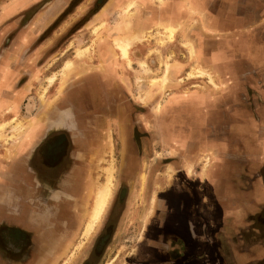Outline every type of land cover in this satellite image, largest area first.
I'll list each match as a JSON object with an SVG mask.
<instances>
[{"label": "crops", "instance_id": "crops-1", "mask_svg": "<svg viewBox=\"0 0 264 264\" xmlns=\"http://www.w3.org/2000/svg\"><path fill=\"white\" fill-rule=\"evenodd\" d=\"M68 1L0 0V97L9 99L12 91L19 90L25 92L24 101L30 94V87L34 84L33 75H38L35 65L38 63L37 54H43L42 48L48 46L47 40L40 39L41 33L49 29ZM121 1L112 0L109 3L120 5L126 0ZM161 9H165L166 14H162ZM149 11L144 22L146 24L148 20L151 27H156L154 24L159 17H163L161 22L167 21L175 29L181 23L175 40L155 49V53L150 56L151 63L162 64L161 67L166 60L178 63L179 66L174 65L171 74V80L176 82L180 75L187 72L188 67L197 62L215 75L214 85L217 88L212 89L206 82L204 85L199 84L201 89L195 93L189 90L192 94L189 96L183 95L185 83L181 85L177 82L168 87V95L172 96L168 99V107L182 104L187 101V96L192 99L193 105L185 106H190L189 110L198 113L193 114L194 120L191 117L188 125L190 135H187L190 139L184 143V150L187 149L190 155L187 163H191V168L188 174L184 172V184L178 178L174 180L172 204H160L162 212L156 221L159 233L146 239L149 232H145L138 259L141 264H230L232 256L225 252L222 241L227 226L238 224L244 237L253 228L252 223L255 227L258 222L256 229L264 231V174L258 171L264 161V131H260L264 129V0H167L162 8L154 5ZM135 26L140 25L137 22ZM187 38L193 41L198 60L189 59L187 49L181 45V41ZM16 48H19L18 52H15ZM32 48L35 50L31 51ZM170 54L172 57L168 59ZM205 80L207 78H199L201 82ZM255 82L257 85H254ZM238 88L258 91L259 109H254L261 115L254 116L253 108L245 106L250 103L248 100V103L233 105L237 97L241 96ZM227 104H231V107ZM212 110L221 114V118L219 115L214 123L210 121L211 114H207L212 113ZM227 111L231 115L225 121L223 113ZM6 117L9 118L10 114H6ZM224 126L230 138L226 143L228 150L223 147L224 138L221 137ZM254 126L258 130H254ZM50 131L40 129L29 141L30 144L15 151L13 156L6 157L1 146L0 224L18 225L27 231L33 228L31 225L35 222L25 214L31 211L29 193L39 189L33 185L30 160L37 145ZM253 135L256 141L251 142L249 139ZM247 143L251 145L248 149L245 146ZM258 144L263 146L260 153L256 151ZM234 145L239 147H232ZM174 150L176 153V148ZM198 153L208 157L207 160L205 156L201 157L203 165L208 164L206 167L195 168L193 162ZM175 163L178 172L181 169L178 168L180 162L177 160ZM74 176L79 194L85 178L82 172ZM37 177L39 181L41 178L39 175ZM62 178L59 176L53 182L57 185L62 182ZM172 185L173 181L169 187ZM29 186L33 187L32 190H28ZM86 194H81L79 203H84ZM15 197L23 205L20 203L22 208L12 211L10 202ZM166 207L167 215L163 214ZM251 207L255 211L250 212L248 209ZM78 208H82L80 204ZM260 245L264 246V243ZM245 247L249 248L247 245ZM260 264H264V258L260 259Z\"/></svg>", "mask_w": 264, "mask_h": 264}, {"label": "rangeland", "instance_id": "rangeland-1", "mask_svg": "<svg viewBox=\"0 0 264 264\" xmlns=\"http://www.w3.org/2000/svg\"><path fill=\"white\" fill-rule=\"evenodd\" d=\"M61 1L65 2L66 0H60L59 3H61ZM102 1L103 0H69L62 12L49 26V29L46 32L41 33L40 39L47 40L48 46L47 48H42V51L44 50L43 54H37L38 63H35V65L37 66L38 75H36V73L33 75L34 84L30 87V94L25 97L24 101L23 97L25 92L23 91V93L19 90L12 91V96L9 99H3L0 97V124H4V126L0 128V148L1 146L3 147V154H5L6 157H8V155L13 156L15 151L18 152L28 145V141L35 137L40 129H43L44 125H46L45 123L55 125V122H58V124L62 125V123L64 124L66 121V116H72L68 117V119H73L75 123V127L71 126L70 129L77 130L78 123V126L81 127L82 130L84 129L90 133L93 132L96 137L101 134L102 128L100 126H96L95 124L91 125V123L86 124L85 122L86 118H92V116L98 117L101 115L95 105V103L99 102L93 100V98L88 95L86 91L83 92L84 89L82 90L79 85L84 78H88L93 79L98 88L99 83H103L105 80L102 74L95 77L85 76L82 74L80 76V73H83L84 71L93 73L98 71L103 74L110 73L108 78H106V83L108 84V86L106 85L107 87H110L111 89H128L130 94L128 95L127 100L124 98L126 102L130 101L134 104H148V106H151L152 108L156 104L154 109L158 112L153 110V112L148 113V116L147 112L142 111L127 112V123L130 126L128 127L129 137H131L133 135V131L136 130L137 134L140 133L143 137H145V139H143L144 145H142L145 148L143 151H148L149 153L154 150V154L155 151H159L161 152L160 154L162 157H167L168 151H173V149L176 148V159L180 162L179 165L181 169H188L186 170L188 174V171L191 168V163H187L190 155L187 149L184 150V143H188V140L190 139L187 136L190 135L188 131L189 122L192 118V120L195 119L192 117L193 114L198 113H194L189 110L190 106H185L193 105L192 99L187 96V101L182 102V104H176L177 106L172 105L171 107H168V99L172 97L170 94L168 95L170 92L168 87L170 85H175L174 83L177 82L181 83V85L185 83L183 86V95L190 96L189 90H191L192 93L196 92L198 89H201L200 85H204L206 82L212 86V89H216L217 86L212 84L205 74L190 77L194 75L192 73H196L195 66L200 65L199 63L197 64V62H195L191 67H188L184 82H182L183 78L180 77L176 80V82H173L171 80V74H173L172 70L174 65L179 66L178 63H171L166 60L162 71V64L158 65L148 62L147 65L146 60L143 58V60L138 59L143 57V55L149 59V55L155 53V49L157 50L160 45H164L166 41L173 42L175 39L176 32L181 26L180 22L176 29L173 27L175 33L171 39H169L165 31L166 26L171 25L170 23H167V21L161 22L160 19L163 17H159V19L155 22V28L148 25V20L146 21V24L144 22L146 14L150 13L149 9L154 7V5L158 6V8H162L167 0H134L135 5L130 7L127 20H123L126 19L125 15L123 16V10L126 9L125 5L131 0H126L123 3H120V5L110 4L109 2L112 0H107L102 5L100 10L95 15H92L97 9V3L101 4ZM85 7L87 8L84 11ZM161 11L162 14H166L164 13L166 11L165 9H161ZM147 17H150V15ZM127 22H130L131 25L128 26ZM137 22L140 25L138 27L135 26V23ZM95 28H97V31L94 32L93 30ZM160 30L161 32H159ZM130 34L132 35L128 36ZM116 39L125 41L128 44L127 50L130 55L129 62L121 57L120 51L115 44ZM185 42H192V44H189L194 46L193 41L188 40L187 38L186 40L181 41V45L187 49L189 59L198 60L199 55L196 48H193L194 53L191 54L188 46L184 44ZM33 50L35 49L32 48L31 51ZM78 50L82 51L79 55L77 54ZM16 51L18 52L19 48H16L15 52ZM134 55L138 58L136 59ZM171 57L172 54L169 55L168 59ZM68 60L70 61L69 67L67 69H62L64 63ZM245 70L246 68L244 71ZM190 71H192V73H189ZM113 74L114 76H112ZM211 75L214 83L216 84L214 79L215 75ZM48 77L49 80H47ZM110 77L117 79H110ZM199 78H207V81L205 80L201 82L199 81ZM114 80L117 81L116 87H113ZM254 85H257L256 82ZM93 86L94 85H91V88ZM255 88H259V86H255ZM238 89L241 96L237 97V101L233 102V105L238 106L240 103L250 102L245 106L248 105V108L249 106L253 108L252 114L254 116L258 117V114L261 115V113H258V111L254 109H259L258 99H260V95H257L258 91L252 88L251 91H247L244 88ZM95 94L96 97H98V94ZM79 95H81V97ZM96 97L94 99H96ZM78 98H81L83 101V106H81V109L79 110L81 115H79V111L75 108L76 104V107H78ZM115 98L116 101H114ZM117 98L118 102H120V96H116L114 99L112 98L110 102L112 101V103H117ZM22 101L21 115H19V109ZM92 103H94L93 106H95V108L91 106ZM101 103L108 104L109 101L107 100L105 102V100H102ZM226 106L231 107V104H227ZM6 114H10V117L5 118ZM207 114L209 116L211 114L210 121L213 123L218 120L217 118L219 115L221 118V114H217L214 110H212V113L209 112ZM230 115V111L223 113L225 121L230 119ZM105 119H110V123L113 124L116 120V115L114 112L108 113ZM142 120H145V122L147 120L150 122L154 121L153 127L147 126L146 124L143 125ZM254 127V130H258L256 126ZM225 128V126L223 129L220 128L219 132H221L222 129L223 135L221 137L224 138L223 147L228 150L226 143L230 138L227 136ZM232 129H229V131L232 132ZM111 130L114 142L112 143L111 140L110 129H107V131L103 133L104 142L102 141L104 146L107 148L103 152L100 163H96L95 165L96 173L94 172V176H92V174L90 176V171L86 172L84 176L85 180L82 181L80 185L79 194L77 192V183L72 186V180L65 184L62 181V184H59L60 191L67 192L69 195L75 196L73 199H71V196H68L70 200H67V198L64 197L60 200L54 196H51V198L47 196L48 194H46L45 190H39L36 192L32 191L29 193L28 200H31V211H28L25 216L35 222L31 225L33 228L29 230L28 235L32 238V236L35 237V233H38V240L36 239L38 252L35 253L34 251L30 260L26 264H57L62 255L59 257L49 255L50 249L52 250L51 254L56 252L59 254L60 251H62L61 253L64 255L67 253L68 255L64 257L62 264H69L77 256L79 251L81 253L83 248H87L88 246L90 247L92 239L97 235L102 227V222L100 223V221L107 211L111 199L113 198L116 188L115 185H118V179L120 177L121 144L120 141H118L119 139L117 138L115 127L112 126ZM207 130L211 129L208 128ZM214 130L216 131V129ZM260 131L263 132L264 129ZM68 133L71 136L74 134L71 130H69ZM108 134L109 139L107 137ZM249 140L251 142H253V140L256 141L255 135H253V138ZM245 146L247 149L251 147L248 143ZM258 146L259 147L256 148V151L260 153L259 150L260 148H263V146L260 144H258ZM232 147L235 148L239 146L234 145ZM131 149L133 152L137 151L134 143H132ZM159 156H156L155 154L154 159L159 160ZM202 156H205L206 160L208 159L206 155L198 153L196 155L197 158H195L193 162L195 168L197 169H200L201 166L206 167L208 165L206 163L203 165V162H201ZM90 159L91 157L89 160ZM90 163H92V159L90 160ZM109 165L112 167L110 173L111 189L109 190L105 206L99 214L97 221L92 223L90 232L89 230L87 232L85 228L88 225L89 218L86 217L85 210L90 207V203L92 202V190L95 189L98 184H104L107 180L106 178L108 177V173L104 172V169ZM163 166L165 165H161L159 167L161 168V171ZM184 166L186 167L184 168ZM168 171L170 172V176V174H172V169L169 167ZM258 171L264 174V161L260 164V170ZM77 173L81 172L79 171ZM50 176L51 174L48 175V177ZM143 177L144 175L142 174L141 178ZM71 186L72 188H70ZM131 186V190L134 193V204L132 206L133 217H131L130 221H126V219H124L122 223L118 221L116 224L112 234V243L109 245V248L106 249V254H104L105 258L103 260L106 262L111 258V256H113V254L116 253L118 258L116 257V260L113 261V263L112 260H109L106 264H125V262H127V264H135V262L138 261L135 258L136 256L131 254L129 251H132V247L139 246L138 244H141L143 240L144 233L142 231L147 225L145 220V215L147 214L146 206L142 209V213L137 219L139 207L136 202L138 201V205L139 203L145 205L144 195L146 196L147 194L141 193L140 190H138L139 193L137 192L136 182H132ZM27 188L28 190H32L33 187L29 186ZM84 193H87V197H85L84 203H79V200H82L79 197H81V194ZM165 193H168V191L166 190ZM33 194H36L35 199ZM153 199L155 200V196ZM256 200H258V198ZM20 203L23 205V202H19L17 197L12 199L10 202L11 210L16 211L21 209L22 207ZM58 204H61V207H58ZM79 204L82 208H78ZM167 204L168 203L166 201V205ZM167 209L168 207H166L163 214L167 215ZM248 210L250 212L255 211L254 207H251ZM40 215L45 216L46 220H39L38 217H40ZM82 216L84 217L82 218ZM74 217L77 219L76 222L73 220ZM227 220L232 222L230 218ZM85 222L87 223L86 225ZM234 224L235 223H231V226H227L225 228L226 230L222 239L224 242L223 247L226 248L225 252L232 256L230 264H260V259L264 258V246L260 245L261 243H264V231L256 229L258 222L255 224V227L254 223H252L251 225L253 228H250L251 230L248 231V234L244 237L241 232L242 229L239 225ZM153 228L150 231L151 233H159V231H157L158 229L153 230ZM47 236H49V238H47ZM51 236H53V244L46 245L47 240L51 239ZM63 237L65 240L67 239V243H63L62 250V248L58 246L59 244H57V242L59 241L61 243L62 241L60 239ZM246 245L249 246V248H246ZM70 248L71 250H69ZM139 248V251L141 252L143 246L140 245ZM50 259L53 261H51L52 263L50 262Z\"/></svg>", "mask_w": 264, "mask_h": 264}, {"label": "flooded vegetation", "instance_id": "flooded-vegetation-1", "mask_svg": "<svg viewBox=\"0 0 264 264\" xmlns=\"http://www.w3.org/2000/svg\"><path fill=\"white\" fill-rule=\"evenodd\" d=\"M106 1L107 0H103L101 4L97 3L98 4L97 9L93 12L92 15H95ZM86 8L87 7L84 8V11L86 10ZM159 32H161V30ZM167 43L168 42L166 41L164 45H160V47H165ZM142 58L146 60L147 65L148 62L151 63L150 57L148 59L145 55H143L141 59ZM163 66L161 67L162 71H163ZM81 74L85 76L87 75L93 77L100 74L104 76L105 80L103 81V83H99L98 88H97V84L93 79L84 78L83 81L79 84L81 86V89L82 90L84 89L83 92L86 91L87 94L93 98V100L99 102V103H95V105L96 108H98L97 110L101 114L98 117L92 116V118H86L85 122L86 124L91 123V125L95 124L96 126H100L102 128V132L100 130L101 134H99L96 137L93 132L90 133L89 131H85L84 129L82 130V128L78 126V123H77L78 128L76 127L77 130L70 129L71 126L75 127V123L73 119H68V117H72V116H66L67 117L66 121L64 124L62 123V125L58 124V122H55V125L45 123L46 125H44L43 129L48 131L51 130V131L37 145V147L34 150L35 153L31 157L30 164L31 167H33L32 180L34 187L39 190L40 189L45 190L46 194H48L47 195L48 197L54 196L59 199L60 196L61 198L64 197L67 198V200H70L68 196L71 195H69L67 192L62 193V191H60L59 189L60 188L59 184L61 185L62 182H59V184L56 185V183L53 182L55 181L54 179L58 178L59 176H62L63 177L62 181L64 184L72 180L73 181L72 186H73L75 185L74 174L76 175L77 172L79 171L82 172L83 178H85L84 176L87 171H90V176L91 174L92 176H94V172L96 170L95 165L96 163H100L103 152L107 148L103 144L104 142L103 133H105L107 129H110L111 140L113 143L114 138L112 135L111 127L112 126L115 127L117 138L119 139L118 141H120L121 144V154H120L121 167L119 172L120 177L118 179L119 181L118 185L117 186L115 185L116 188L113 194V198L111 199L107 211L105 212V214L103 215L100 221V223L102 222V227L97 233V235L92 239L90 247L88 246L87 248H83V251L81 253L79 251L77 256L69 264H106V262L109 260H112L113 263V261L116 260V257L118 258L117 253L113 254V256H111V258L106 262H104L103 260L105 258L104 254H106V249L109 248V245L112 243L111 242L113 240L112 234L118 221H120L121 223L124 221V219H126V221L128 220L130 221L131 217H133L132 206L134 204L133 201L134 193L131 190L132 182H136L138 193H139L138 190H140L141 193L147 194L146 196L144 195L145 205L140 203L138 205V201L136 202L137 206L139 207V212L137 213V219L142 213V209L146 206L147 214L145 215V220L147 225L146 227H144L142 232L145 235V232L148 231L149 234L148 237H146V239H150L154 234L158 235V233H151L150 231L154 226L155 227L153 228V230L158 229L156 221L158 220L159 215L162 212V210L160 209V204L163 202L166 203V201L168 203L167 205L172 204L173 196H174V187H175L174 180H177L178 178V181H181L184 184L186 181L184 172H186V170L188 169H180L181 168L180 165L179 166L177 165L178 168L180 169L177 172L176 170L177 167H175L176 164L175 162L177 161V159L174 149L173 151H168L167 157L164 156L162 157L160 154L161 152L155 151L156 156L159 155L160 156H159V160L154 159V155H155L154 150L149 153L148 151L146 152L143 151V149H145L142 146L144 145L143 139H145L143 135H141L140 133L137 134V131L135 130L132 133L133 135L129 137L128 127L130 126L127 123V112L142 111V112H147V116H148L149 115L148 113L153 112V110L155 111L154 108L156 104L152 108L151 106H148V104L144 105L140 103L134 104L131 103L130 101L126 102L124 98L127 100L128 95L130 94L127 88L111 89L110 87H107L108 84L106 83V78H108V75H110V73L103 74L98 71H96L95 73L84 71L83 73H80V76ZM185 75L186 73L180 75L179 77L183 78L184 80V78L186 79ZM111 78L112 77H110V79ZM112 79H117V78H112ZM116 82L117 81L114 80L113 87H116ZM91 85L94 86L91 88ZM190 92L192 93V91ZM95 93L98 94V97H96ZM191 93L190 95H192ZM79 96L81 97V95ZM116 96L121 97V100L119 99L120 102H118V98H117V103H112V101L110 102V100L112 98L114 99V97ZM95 97L96 99H94ZM102 100H105V102L108 100L109 103L108 104L101 103ZM114 101H116V98L114 99ZM77 103H78V107H76L77 106L76 104L75 108L77 111H79L81 109V106H83L82 99L78 98ZM93 105L94 103H92L91 106ZM93 107L95 108V106ZM111 112H114L116 115V120L113 122V124L110 123L111 121L110 119H105L108 113ZM79 115H81L80 111H79ZM142 121H143L142 122L143 125L146 124L147 126L150 127H153L154 125V121L151 122L148 120L146 122L145 120ZM69 130L73 131L74 133L73 136H71L68 133ZM56 132H58L57 136L55 135ZM75 133L78 135H76ZM107 137L109 139V134L107 135ZM29 141L27 144H30ZM132 143H134L136 146L137 149L136 152H133L131 149ZM90 157L92 159V163H90L91 160V159L89 160ZM161 165H165L163 166L162 171L161 168H159ZM169 167L172 169V174H170V176H169L170 172L168 171ZM185 167L186 166H184V168ZM50 174L51 176L48 177V175ZM142 174L144 175L143 178H141ZM38 175L41 178L39 181L37 180ZM52 177H54V179ZM172 181H173V185L172 187H169V183H171ZM72 186L70 188H72ZM166 190L168 191V193H165ZM57 193H59V196H57ZM154 196H155V200L153 199ZM73 198L74 197L71 196V199ZM38 218L39 220H43V221L46 220L45 216L42 215H40V217ZM28 232L29 231L16 227L13 224H4V223L0 224V264H26L33 255V252L34 251L35 253L38 252L37 244H36V239L38 240V233H35V237L32 236V238H30ZM157 238L158 237L155 238L156 242H157ZM60 240L62 242L60 243L58 241L57 244H59L58 246H60L63 250V243L64 242L67 243V239L66 240L60 239ZM48 244H53V240L48 239L46 245ZM141 244L139 243L138 244L139 246L132 247V251H129L131 254L135 255L136 256L135 258L138 260L137 262H135V264H141V261L138 259L140 252L139 247ZM69 250H71V248ZM51 251L52 250L50 249L49 255H55L58 257L62 255V257H60L59 262H57V264H62L64 257L68 255L67 253H65V255L62 254L61 253L62 251H60L59 254H57V252L51 254ZM51 261L52 260L50 259V262ZM125 264H127V262H125Z\"/></svg>", "mask_w": 264, "mask_h": 264}, {"label": "bare ground", "instance_id": "bare-ground-1", "mask_svg": "<svg viewBox=\"0 0 264 264\" xmlns=\"http://www.w3.org/2000/svg\"><path fill=\"white\" fill-rule=\"evenodd\" d=\"M135 5V1L134 0H131L130 2H128L126 5H125V8L123 10V16L125 15V18L126 19H123V20H127L128 19V11L130 9V7L134 6ZM127 25L130 26V22H127ZM127 26V27H128ZM97 28H95L93 31H97L96 30ZM165 31L169 37V39L173 38L174 36V28L172 26H166L165 28ZM136 37V36H135ZM137 38V37H136ZM192 44V42H189ZM189 43H184L186 46H188L189 48V51L191 52V54L194 53V46H192L191 44ZM115 44L116 46L118 47L119 51H120V54H121V57L123 59H125L127 62H129V52H128V44L125 42V41H122V40H117L115 41ZM87 49V48H85ZM82 51L78 50L77 51V54H81ZM198 64V63H197ZM70 65V61H66L62 67V69H67ZM194 67V66H193ZM195 69H196V73H192L194 75H203L205 74L208 78H209V81L214 84L213 82V78H212V75L206 71V69L202 68L200 65H196L195 66ZM208 70V69H207ZM53 78V77H52ZM49 80V77L48 79ZM50 81H51V77H50ZM4 124H0V128L3 127ZM111 170H112V167L109 165V166H106V168L104 169V172L108 173V177L106 178L107 180L105 181L104 184H98L95 189L92 190V202L90 203V209H87L85 211L86 215H87V218H89V222H88V227L86 226V230L88 232H90V228L92 226V223L94 221H97L98 217H99V214L101 213V211L103 210L104 206H105V203H106V199H107V196L109 194V190L111 189L110 186H111ZM98 182V181H97ZM87 224V223H86ZM88 234V233H87Z\"/></svg>", "mask_w": 264, "mask_h": 264}]
</instances>
